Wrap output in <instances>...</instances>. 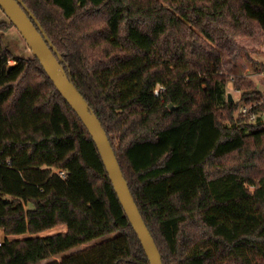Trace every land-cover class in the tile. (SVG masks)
Segmentation results:
<instances>
[{"label": "trees", "instance_id": "obj_1", "mask_svg": "<svg viewBox=\"0 0 264 264\" xmlns=\"http://www.w3.org/2000/svg\"><path fill=\"white\" fill-rule=\"evenodd\" d=\"M22 2L100 121L162 264H264V99L238 77L229 101L221 72L224 54L254 52L238 41L256 26L264 38V0ZM11 27L0 22V264L108 235L48 264H149L87 129L39 61L4 44Z\"/></svg>", "mask_w": 264, "mask_h": 264}, {"label": "water", "instance_id": "obj_2", "mask_svg": "<svg viewBox=\"0 0 264 264\" xmlns=\"http://www.w3.org/2000/svg\"><path fill=\"white\" fill-rule=\"evenodd\" d=\"M0 10L17 30L31 54L39 61L55 88L77 114L93 139L113 190L137 235L149 264H162L161 256L129 191L110 141L96 115L68 79L60 55L22 0H0ZM228 100L232 98L228 95Z\"/></svg>", "mask_w": 264, "mask_h": 264}, {"label": "rangeland", "instance_id": "obj_3", "mask_svg": "<svg viewBox=\"0 0 264 264\" xmlns=\"http://www.w3.org/2000/svg\"><path fill=\"white\" fill-rule=\"evenodd\" d=\"M1 21L9 23V20L0 10V22ZM256 30H257V34L254 38H251V40L241 39L238 41V44H240L244 48L248 50H254L253 53H249V56L247 57L242 55L238 57L235 62H232L225 54L222 56L221 72L228 76V80L225 85V96L230 95L233 101H237L241 93L240 91L236 90L233 87V81L235 80V78L238 77L246 78L254 86V88L260 92V95L264 99V38L262 37L258 26H256ZM3 42L13 52L14 55L21 57H31V52L29 51L24 40L22 39V37L14 27L9 28L4 33ZM262 67L263 70L261 69ZM243 106L251 108L250 105H244V104L241 105L240 108ZM240 108H239V112H240ZM252 115L254 117L251 119ZM252 115L250 116V120L254 121L258 115L255 114ZM259 118L263 121L264 114L262 113L259 114ZM61 230H63L62 227H55L52 230L43 233L41 235L45 236L51 233H58ZM112 236L113 235H108L106 237L100 238L90 243L81 245L79 247H75L61 255L43 260L41 264H48L54 261L60 262L65 256L69 254H75L97 243L105 242Z\"/></svg>", "mask_w": 264, "mask_h": 264}, {"label": "built area", "instance_id": "obj_4", "mask_svg": "<svg viewBox=\"0 0 264 264\" xmlns=\"http://www.w3.org/2000/svg\"><path fill=\"white\" fill-rule=\"evenodd\" d=\"M164 90V88L162 87V86H158L155 90H154V95L155 96H158L159 95V93L160 92H162ZM250 110V108H248V107H246V106H243V107H241L240 108V112L242 113V114H247L248 113V111ZM254 116L252 115L251 116V119L253 118ZM58 175L60 176V177H64V173L63 172H59L58 173Z\"/></svg>", "mask_w": 264, "mask_h": 264}, {"label": "crops", "instance_id": "obj_5", "mask_svg": "<svg viewBox=\"0 0 264 264\" xmlns=\"http://www.w3.org/2000/svg\"><path fill=\"white\" fill-rule=\"evenodd\" d=\"M246 40H251V39H246Z\"/></svg>", "mask_w": 264, "mask_h": 264}]
</instances>
